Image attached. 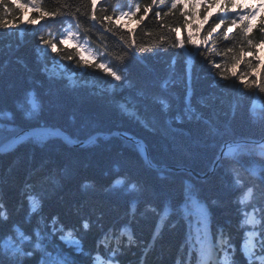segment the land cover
<instances>
[{
	"label": "trees",
	"instance_id": "trees-1",
	"mask_svg": "<svg viewBox=\"0 0 264 264\" xmlns=\"http://www.w3.org/2000/svg\"><path fill=\"white\" fill-rule=\"evenodd\" d=\"M222 2L207 12L197 4L194 30L182 15L189 5L172 9V0H95L100 19L140 6L143 20L129 17L124 24L119 18L111 28L92 21L91 0H38L39 9L29 0H0V21H8L7 27L0 23V147L39 128L59 129L72 142L125 132L144 142L156 166L204 175L226 143L264 140V93L244 88L230 71L241 48L252 59L247 39L264 41V25L261 18L250 24L246 38L242 24L229 28L239 10L221 12ZM41 10L43 19H36ZM27 13L39 28L21 30ZM221 21L205 46L202 38ZM176 28L183 30L182 48ZM69 29L122 81L103 69L78 67L77 50L60 43ZM131 30L136 43L130 47ZM53 43L56 52L49 50ZM253 50L264 64V47ZM57 61L83 68L79 82L57 75L51 69ZM248 188L254 194L245 201ZM254 206L252 226L247 214ZM261 209L264 148H239L205 182L150 169L137 146L117 137L80 149L36 136L0 154V264H68L82 252L88 256L72 264H95L107 255L119 264H222L223 255L228 264H262L244 250L253 232L255 253L264 257ZM208 229L218 255L206 242ZM12 241L15 251L8 247Z\"/></svg>",
	"mask_w": 264,
	"mask_h": 264
},
{
	"label": "snow or ice",
	"instance_id": "snow-or-ice-1",
	"mask_svg": "<svg viewBox=\"0 0 264 264\" xmlns=\"http://www.w3.org/2000/svg\"><path fill=\"white\" fill-rule=\"evenodd\" d=\"M91 2H92V6H93V12H92L91 19H92L93 22H96L100 18H98L97 15H96L95 0H91ZM217 2H218V0H172L171 8L172 9H177L178 7H182L184 4H188L189 5V10L182 13V15H184L186 17V19H185V27L191 25V27L195 30L198 26L195 25V24H192V20L197 18V13L195 12V8L197 7V4L201 5V8H202V10L204 12H207L208 8L211 5H214ZM153 3H155V0H153ZM18 5H19V0H18ZM28 6L31 7V8L39 9L38 0H29ZM227 7H233V10L237 11V10L240 9L241 5L238 4L236 2V0H223V2L221 3L220 11L224 12ZM140 10H141L140 6L136 5V7L134 9L130 8L127 11L120 10L117 16H107L106 15L102 19H100V22L102 24L108 25L111 28L112 26H114L113 22L115 20H118L121 17H124V18L132 17V18H135L137 20H143L144 17H141V16L138 15ZM149 11H150V9L145 8L144 9L145 15H147V13ZM257 11H258V9L250 8V9L247 10V12H243L239 16L238 19H232L230 21L229 28L232 25H240V24H242L243 27L240 30L242 32H245V36L247 38V33L251 32V30H252V27L250 25L251 18L256 15ZM44 15H45V13L41 10L39 12V15L37 17H35V18L36 19H43ZM155 15H156L157 19L160 18V12H156ZM208 19H209V17L207 15L203 16V20L204 21H207ZM0 23L4 24L6 27L8 25V21H0ZM223 24H224L223 21H221L219 24H216V26L211 29V32L208 34V36L202 38V43L205 46L207 45V42L211 38L212 34L216 33L217 30L220 29L223 26ZM260 24L264 25V17L261 18ZM173 31L180 33V35L177 36L176 43L178 45H180L181 48H182L183 45H184L183 30L180 29V28H176V29H173ZM261 31H264V27L261 28ZM193 34H189L187 39H188L189 43L195 44V40H193ZM130 35H133V38H132L131 43L129 45L131 47L132 45H135V43H136V41L134 39V30L130 31ZM66 40H68V41L75 40V34L72 33V32H69L68 35L64 39H62L60 41V43L64 44ZM45 43H48V42L45 41ZM247 44L249 46V50L253 51L252 59H245L246 52H245V50L243 48H241L240 53L233 57V65H232L231 70H230L231 71V75L234 78H238L244 88H253V89L258 88L259 92L264 93V64H262L261 57L257 54V51L253 50V49H259L260 47H264V41H261V43L258 44V45H253L252 40L251 39H247ZM75 47L77 49H81L82 50L80 53H78V55L76 57V65L78 67H83V68L94 67L97 70L103 69L104 72L106 74L110 75L111 77H113L115 81H118V82L122 81L123 77L121 75H119L116 71L110 69L106 64H104L102 62H94L95 61V57L94 56H93V61L92 62H90L88 59H86L85 56L83 55V52H87L88 49L84 48L79 43H77L75 45ZM51 50L53 52H56L58 50L57 45L55 43L51 44ZM141 51H142V49H141ZM229 51H231V50H229ZM132 54H136L135 49L132 51V53H130V55H132ZM89 55L92 56L93 54L89 53ZM66 59L68 61H72L73 57L69 55V56L66 57ZM253 60L255 61V63L253 62ZM241 64H244L248 70L247 71H240V65ZM214 67L217 70H219V69L222 68V65H221V63H215ZM257 70H259L258 77L256 75V71ZM227 71H229V70L225 69V73L222 74V75L225 76V78H226ZM38 108H39V106L35 102H33V104H32V112L37 113ZM32 112H29L27 115L29 117H31ZM189 118H191V117H189ZM177 122H182L180 117H177ZM169 123H171V121H169ZM15 139L16 140H21L22 137H16ZM253 194H254L253 193V189L252 188H248L247 192L245 193L244 200L245 201L250 200V198L253 196ZM36 208H37V204L34 201L33 202V211H35ZM255 211H256V209H255V206H254L253 212L252 213H248L247 215L249 217H252V216L255 215ZM260 215H261L262 219H264V209L260 210ZM5 218H6V216H5ZM247 222L249 224H253L254 221H253V219L249 218ZM83 227H84V229L87 230L88 227H89V224L87 222H85L83 224ZM69 237H71V233H68V236L67 237H62V239L68 240ZM129 240H132L131 236H129ZM71 243L77 245L78 250L80 252L83 251L82 246L79 244V241H74L73 240V241H71ZM223 243L224 242L222 240V244ZM8 247H9L10 250L15 251V242L14 241L10 242ZM254 247L255 246L253 245V249H254ZM253 255H255L254 251H253Z\"/></svg>",
	"mask_w": 264,
	"mask_h": 264
},
{
	"label": "water",
	"instance_id": "water-1",
	"mask_svg": "<svg viewBox=\"0 0 264 264\" xmlns=\"http://www.w3.org/2000/svg\"><path fill=\"white\" fill-rule=\"evenodd\" d=\"M36 136L57 137L61 139L68 146L73 147V148H80V149L90 146L91 144H93L99 139L107 141L111 138L117 137L123 141L130 142L134 144L135 146H137L139 148V151L141 153L143 160L145 161V163L148 165L150 169L157 171V172L171 171L175 173H184V174L190 175L196 180L203 181V182L209 180L214 175V173L219 168L223 159L227 158L229 154L235 153L239 148H242V147L264 148V140H261V141L245 140V141H240V142H228L222 148L220 155L218 156L213 167L204 175L199 174L188 168L156 166L150 159L148 149L146 145L144 144V142L125 132H114L113 134H96L95 136H93L87 141L72 142L67 138L66 134L59 129L39 128V129H33V130H25L19 133L18 135H16L15 137H13L11 140L6 142L4 145H2L0 147V154H6L7 152L11 151L17 145L22 144L23 142L33 137H36ZM16 137H22V139L16 140L15 139Z\"/></svg>",
	"mask_w": 264,
	"mask_h": 264
},
{
	"label": "rangeland",
	"instance_id": "rangeland-1",
	"mask_svg": "<svg viewBox=\"0 0 264 264\" xmlns=\"http://www.w3.org/2000/svg\"><path fill=\"white\" fill-rule=\"evenodd\" d=\"M122 22L125 24L127 23L126 19L122 17ZM39 26H41V23L40 21L38 20H31L30 19V16H29V13H27L23 19V25L21 27V30H25V31H29V30H34L36 28H39ZM69 32H72L75 34V40H71V41H68L66 40L65 43L63 44V46L69 48V49H72V48H75L77 50L78 53H80L82 50L81 49H77L75 47V45L77 43L81 44L84 48L88 49L87 52H83V55L85 56L86 59H88L90 62L93 61V56L95 57V61L99 59V57H101V55L99 53H97L89 44V42L85 39H83L81 37V35L73 30V29H69L67 30V32L65 33L63 39L68 35ZM51 50V49H49ZM52 51V50H51ZM53 52V51H52ZM89 53H92L93 55L90 56ZM94 61V62H95ZM54 67L55 68H51L57 75H60V76H65V77H68L70 78L74 83H78L79 80L76 76H81L84 72V69L83 68H78L76 67L75 65L72 66V67H67V65L63 64V63H60L59 61H57L55 64H54ZM251 218L253 219V224H251L252 226H255L256 225V220H255V217L252 216V217H249L248 216V219ZM247 219V220H248ZM255 235L253 232H250L249 233V236H248V242H247V246H246V253L249 254V255H252V256H255L253 255V251L255 252V248H256V244H255V241H254V238H255ZM253 245L255 246L254 249H253ZM259 261L263 262L264 264V258L263 257H258Z\"/></svg>",
	"mask_w": 264,
	"mask_h": 264
}]
</instances>
